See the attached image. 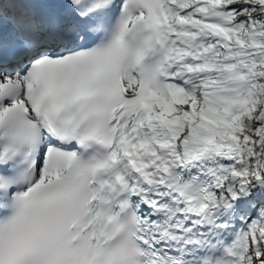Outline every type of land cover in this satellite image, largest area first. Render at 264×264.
Returning <instances> with one entry per match:
<instances>
[{"label":"snow or ice","instance_id":"1","mask_svg":"<svg viewBox=\"0 0 264 264\" xmlns=\"http://www.w3.org/2000/svg\"><path fill=\"white\" fill-rule=\"evenodd\" d=\"M0 264H264V0H0Z\"/></svg>","mask_w":264,"mask_h":264}]
</instances>
